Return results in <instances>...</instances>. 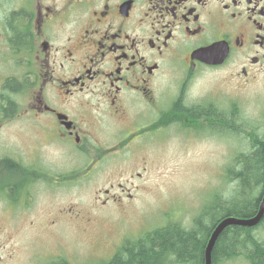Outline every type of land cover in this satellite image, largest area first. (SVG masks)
Instances as JSON below:
<instances>
[{
  "label": "flooded vegetation",
  "instance_id": "flooded-vegetation-1",
  "mask_svg": "<svg viewBox=\"0 0 264 264\" xmlns=\"http://www.w3.org/2000/svg\"><path fill=\"white\" fill-rule=\"evenodd\" d=\"M216 72L205 95L197 81ZM258 86L264 0H0V264L14 249L7 220L39 219L55 193L104 162L143 158L152 139L213 137L230 125L228 98L239 113ZM260 200L228 216L251 218ZM42 213L48 227L60 216ZM249 227L263 252L211 251L210 264H264V213ZM53 251L36 264L66 260Z\"/></svg>",
  "mask_w": 264,
  "mask_h": 264
},
{
  "label": "rangeland",
  "instance_id": "rangeland-1",
  "mask_svg": "<svg viewBox=\"0 0 264 264\" xmlns=\"http://www.w3.org/2000/svg\"><path fill=\"white\" fill-rule=\"evenodd\" d=\"M218 75L202 76L196 87L206 95L207 89L218 86ZM256 88L240 94L239 113L231 112L233 100L228 98L225 115L230 114V125L216 126L213 137L174 134L152 139L143 158L135 154L117 166L116 160L104 162L83 185L72 183L68 191L55 193L47 208L39 207V219L21 214L19 222L7 220L5 231L14 249L5 264L44 263L40 258L53 250V257L63 256L70 264H98L107 261L124 238L170 221L193 228L205 205L233 196L234 184L224 170L234 156L250 149L255 134H264V86ZM106 188L107 195L96 192ZM62 206L65 215L59 213ZM47 209L60 215L50 219L49 227L42 219Z\"/></svg>",
  "mask_w": 264,
  "mask_h": 264
},
{
  "label": "trees",
  "instance_id": "trees-1",
  "mask_svg": "<svg viewBox=\"0 0 264 264\" xmlns=\"http://www.w3.org/2000/svg\"><path fill=\"white\" fill-rule=\"evenodd\" d=\"M228 118L231 121L230 114ZM250 141V149L234 156L224 170L225 177L234 184L233 196L230 193L228 199L216 201L211 207L205 205L194 219L193 228L167 222L136 239H126L109 260L98 264H203L204 246L213 226L228 215L249 216L256 207L252 202L260 200L258 194H264V134H255ZM249 228L234 224L224 227L212 248L213 261L241 245L255 249L258 245L250 237ZM260 248L256 249L263 252ZM54 263L70 264L63 258Z\"/></svg>",
  "mask_w": 264,
  "mask_h": 264
},
{
  "label": "water",
  "instance_id": "water-1",
  "mask_svg": "<svg viewBox=\"0 0 264 264\" xmlns=\"http://www.w3.org/2000/svg\"><path fill=\"white\" fill-rule=\"evenodd\" d=\"M264 213V194L260 200L259 208L257 213L251 217V218H238L235 216H226L222 218L212 229L210 236L207 240L206 246H205V263L204 264H210L211 263V251L214 245V242L216 241L219 233L221 230L228 226V225H242V226H252L256 224L260 218L262 217Z\"/></svg>",
  "mask_w": 264,
  "mask_h": 264
}]
</instances>
